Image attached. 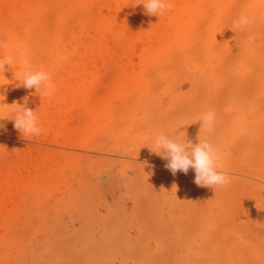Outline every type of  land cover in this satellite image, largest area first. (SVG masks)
<instances>
[{
    "label": "rangeland",
    "instance_id": "obj_1",
    "mask_svg": "<svg viewBox=\"0 0 264 264\" xmlns=\"http://www.w3.org/2000/svg\"><path fill=\"white\" fill-rule=\"evenodd\" d=\"M143 2L0 0V56L57 89L0 72V264H264V0ZM160 133L207 139L231 182L173 175L148 148Z\"/></svg>",
    "mask_w": 264,
    "mask_h": 264
},
{
    "label": "clouds",
    "instance_id": "obj_2",
    "mask_svg": "<svg viewBox=\"0 0 264 264\" xmlns=\"http://www.w3.org/2000/svg\"><path fill=\"white\" fill-rule=\"evenodd\" d=\"M146 9V14L163 16L174 7L173 0H144L142 3ZM251 23L248 16L242 15L234 21L235 28L247 27ZM252 37H250L251 39ZM7 43L0 40V48H6ZM6 66L18 71V86L26 89L35 88L41 99L50 98L56 92V86L52 80L50 71L43 69L35 70L31 67L30 58L21 53L18 60H14L12 55L0 56V72H5ZM19 66H23L20 68ZM17 75V73H15ZM14 120V127L22 132L25 137L39 136L43 129L38 125V118L30 108L19 106ZM215 120V112L208 111L197 117V122L201 123V128L211 132ZM153 147H148L152 152L166 159V167L175 175L178 171L187 173L190 168L195 171L194 182L203 187H225L231 182V177L222 171V155L219 150L207 139L200 140L197 144L173 139L163 133L154 134L152 137Z\"/></svg>",
    "mask_w": 264,
    "mask_h": 264
},
{
    "label": "crops",
    "instance_id": "obj_3",
    "mask_svg": "<svg viewBox=\"0 0 264 264\" xmlns=\"http://www.w3.org/2000/svg\"><path fill=\"white\" fill-rule=\"evenodd\" d=\"M138 163H143V162H140V161H137ZM109 200V199H108ZM111 200V199H110ZM112 201V200H111ZM113 201H114V198H113ZM121 206V205H120ZM112 207H117V205H114V203L112 204Z\"/></svg>",
    "mask_w": 264,
    "mask_h": 264
}]
</instances>
